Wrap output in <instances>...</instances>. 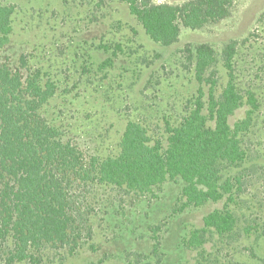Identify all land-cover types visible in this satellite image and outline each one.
Here are the masks:
<instances>
[{
    "label": "trees",
    "instance_id": "trees-1",
    "mask_svg": "<svg viewBox=\"0 0 264 264\" xmlns=\"http://www.w3.org/2000/svg\"><path fill=\"white\" fill-rule=\"evenodd\" d=\"M236 1L85 0L78 7L95 17L93 11L107 3H122L145 38L170 48L183 31H205L231 19ZM15 14V5L0 0V264H64L84 249L96 253L95 209L100 202L109 209L110 200L102 192L145 198L171 182L183 184L174 215L223 204L186 232L180 250L192 260L175 264H264L255 251L264 253V203L249 202V194L264 188V92L258 83L243 85L236 67L242 47L255 44V31L220 47L196 43L181 49L194 87L176 119L164 114L156 129L129 119L116 150L103 155L87 153L69 137L63 109L83 99L74 89L94 84L97 73L109 79L134 52L126 53L107 34L85 37L80 43L88 47V58L75 55L81 73L74 88L63 87L69 80L52 72L56 60L37 62L21 54L13 61L6 55ZM129 30L138 38L135 27ZM151 232L148 254L131 251L117 263L104 258L86 264H167L161 227ZM242 243L249 244L247 260L230 255Z\"/></svg>",
    "mask_w": 264,
    "mask_h": 264
},
{
    "label": "rangeland",
    "instance_id": "rangeland-1",
    "mask_svg": "<svg viewBox=\"0 0 264 264\" xmlns=\"http://www.w3.org/2000/svg\"><path fill=\"white\" fill-rule=\"evenodd\" d=\"M1 1L16 6L14 36L6 55L13 61L21 54L33 56L31 58L37 62L56 60L52 72L61 73L69 80L63 87L74 88L81 73L74 65L79 67L75 55L88 58V47L83 48L80 43L85 37L91 40L107 34L109 41L124 44L126 53L134 52L132 58L117 64L109 73V79L102 81V75L97 73L91 79L94 84L83 90L74 89V93L82 94L83 99L71 109H63L69 137L79 141L87 153L107 155L114 152L129 119L145 120L153 129L164 114L176 119L181 103L191 95L194 87L193 74L184 68L185 59L179 54L188 44L212 43L220 47L230 38L246 39L255 31L254 39L251 37L255 44L242 47L236 67L243 85L258 83L257 87H262L264 92V0H237L236 13L231 19L205 31H183L180 42L170 48H162L145 38L129 16L127 6L119 2L107 3L103 10L93 11L95 17H92L86 9L78 7L81 2L86 5L85 0H69L68 4L64 0ZM118 23L127 25L128 29L116 28ZM129 26L139 31L138 38L133 36ZM91 73H96L94 68ZM243 114L241 111L233 121ZM182 189L181 182H171L145 198L114 196L111 190L102 192L110 200L109 209L102 208L103 202L95 209L98 252L84 249L64 264L98 263L104 258L117 263L126 252L148 254L153 246L151 228L155 226L161 227L167 264L183 263L186 258L192 260L193 255L186 257L181 253L183 236L189 229L201 227L204 218L215 209H221L223 204L210 203L174 215ZM259 201L264 203V188L249 194L250 206H260ZM263 216L264 210L260 217ZM240 246L232 249L230 255L247 260L249 244ZM207 249L211 250V244ZM255 251L264 256L263 251Z\"/></svg>",
    "mask_w": 264,
    "mask_h": 264
}]
</instances>
